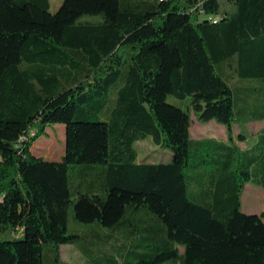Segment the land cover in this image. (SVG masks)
Segmentation results:
<instances>
[{
  "label": "trees",
  "instance_id": "1",
  "mask_svg": "<svg viewBox=\"0 0 264 264\" xmlns=\"http://www.w3.org/2000/svg\"><path fill=\"white\" fill-rule=\"evenodd\" d=\"M227 1L62 0L52 13L49 0H0V264H43L44 245L60 264L59 247L80 242L113 243L96 264H264V212L240 209L257 157L242 165L231 137L235 106L264 120V99L230 84L264 95V0ZM190 113L227 141L190 139ZM54 125L64 151L48 161L31 147ZM147 138L170 161L138 162ZM69 210L99 240L69 234Z\"/></svg>",
  "mask_w": 264,
  "mask_h": 264
},
{
  "label": "rangeland",
  "instance_id": "2",
  "mask_svg": "<svg viewBox=\"0 0 264 264\" xmlns=\"http://www.w3.org/2000/svg\"><path fill=\"white\" fill-rule=\"evenodd\" d=\"M221 10H231L233 6L228 3L227 0H219ZM56 1L52 0L51 10L54 13L56 10ZM54 11V12H53ZM231 86L235 90L237 95V87L241 86L240 93L248 98L254 104H262L263 95V83L257 81H247L237 85L234 79L231 81ZM166 102L175 105L183 110H187L189 107V99L177 100L171 96L166 98ZM261 109L260 107H258ZM245 109V103L241 102L238 106H235V112L237 120L231 125V137L235 145L240 149L241 153L239 155V160L242 161V165L246 163V159L249 156L255 155L256 161L251 167V173L253 175L254 181L248 182L244 185V188L240 194V209L244 214L247 215H259L264 211V187L256 185L258 179L260 178V169L262 168L263 161L260 159V152L262 147V141L259 143L257 134L261 128L264 127V123L261 122H247V119L251 117L250 112ZM245 123V124H244ZM198 124L200 126H198ZM215 124V125H213ZM202 126V127H201ZM189 137L199 139H215L220 142L227 141V132L225 126L217 123L213 120L207 122L199 121L192 113H190V126H189ZM242 135L243 141H238L237 136ZM135 149L137 150L138 159L137 161H146L151 163L168 162L171 159V152L168 149H161L152 144L151 139L147 138L143 141H139L135 144ZM64 151V126L54 125L47 128L44 135L38 138L31 147V152L34 155L40 156L48 161H59L61 155ZM213 153V152H211ZM192 157L190 161L192 162ZM77 167L70 169V185L72 188L76 187L79 177ZM257 189V192H256ZM77 190L71 189L72 197ZM260 195L262 199L260 200ZM147 219V218H146ZM141 226V225H140ZM68 233H84V241L97 239L94 235L88 233L90 225L79 224L73 220L71 210L68 211L67 219ZM10 238L8 235L0 236V240H6ZM103 240V238L101 239ZM80 242V241H79ZM83 242V241H82ZM98 250L100 253L97 254L96 247L93 245L85 246L81 245H61L60 264H96L97 261L103 262V253L109 252L112 248L113 243L106 244L105 242H100ZM83 250L84 256L80 253L79 249ZM48 245H44L43 248V264H50L48 261ZM93 250V253H88L86 250ZM90 250V251H91ZM140 251V249H137ZM146 253L150 252L148 250H142ZM102 253V254H101ZM118 264H128L133 261L134 258L128 256L127 258L115 257Z\"/></svg>",
  "mask_w": 264,
  "mask_h": 264
},
{
  "label": "crops",
  "instance_id": "3",
  "mask_svg": "<svg viewBox=\"0 0 264 264\" xmlns=\"http://www.w3.org/2000/svg\"><path fill=\"white\" fill-rule=\"evenodd\" d=\"M57 3H56V9L59 7V5L61 4V2H62V0H55ZM51 3H52V0H49V10H51ZM249 122H261V123H264V120H249V121H247V122H245V123H249ZM244 123V124H245ZM213 125H215V124H213ZM198 126H200L199 124H198ZM202 127V126H201ZM260 132H264V127L263 128H261L260 130H259V132L257 133V134H259ZM190 139H198V138H196V137H194V138H191L190 137ZM137 159H138V157H137ZM139 162H146V161H139ZM147 163H151V162H147ZM256 185H259V186H261V187H264L263 185H261V184H256ZM256 192H257V189H256ZM260 200L262 199V196L260 195ZM264 212V211H263ZM262 213V212H261ZM260 213V214H261ZM61 253V246L59 247V254ZM80 254V253H79ZM81 255V254H80Z\"/></svg>",
  "mask_w": 264,
  "mask_h": 264
}]
</instances>
